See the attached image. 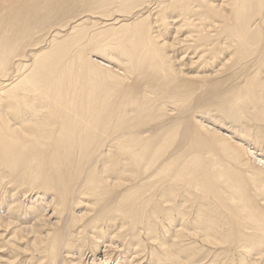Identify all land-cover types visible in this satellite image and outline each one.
<instances>
[{
  "label": "bare ground",
  "instance_id": "1",
  "mask_svg": "<svg viewBox=\"0 0 264 264\" xmlns=\"http://www.w3.org/2000/svg\"><path fill=\"white\" fill-rule=\"evenodd\" d=\"M93 2V7L89 6V15L83 16L84 19L87 18V21H90V19L98 18L104 21L109 29L114 30L115 27L111 28L112 25L111 27L106 25L111 17H116L114 23L120 20L126 21L131 16L136 17L144 11L149 14V17L145 20L137 19L136 24L130 27L127 25V29L118 32L117 36L109 30H103L102 34L92 38L91 29L98 24L90 23L85 27L86 20H84L74 27V33L69 37L70 39L68 38L69 40L61 44L55 54L47 55L40 63H36L37 58L35 57L32 64H23L24 55L19 54L22 49L20 36L27 37L28 29L15 33L12 19L0 21V82H2L0 84V170H5L7 167L13 173L17 165L22 164L25 167L27 166L25 163L30 159L37 162L33 168L36 174L43 172V166L38 160L46 156V149L54 151L50 158L57 162L78 158L83 159L80 161L83 163L92 158L95 147L102 146L104 150L108 145L110 149L108 148L106 155H112L113 151L114 154L111 158L107 157L106 164L102 163L104 167L102 165L100 172L96 171V167L95 171L88 172L84 195L99 199L111 193H109L110 186L116 187L117 180L111 185V180L108 181L109 178H106L108 168L115 169L118 174H124V176L127 174V177H124L127 179L124 180L126 183H132L133 186L118 198L108 197L113 201L115 198L118 199V215L115 213L111 215L114 214L123 219V226L133 224L136 227L142 224L145 231L154 232L160 237L170 233V227L167 228V225L179 224V229L173 230L174 236H171L170 240L174 238L180 241L176 243L174 240L175 243L170 245L173 249L167 250V256L170 257L167 260L178 262L180 261L178 255L181 253L185 252L187 256H194L196 251H201L193 246L198 243L193 245L188 243L189 238L197 237L200 244L202 242L205 244L204 247L232 245L230 249L234 251V254H231L232 256L228 257L230 259L222 261L221 264H234L233 261L237 260V264H248L251 262L249 258L254 255L253 251L259 253L256 261H261L264 255V217L260 215L246 195L243 180L226 178L224 176L226 172L223 171L222 174L215 170L211 172L210 168L204 167L206 161L203 160L204 164L201 162L204 156L192 157L196 154L191 155L189 159L186 157L187 160L180 158L183 162L176 167H174L176 159L167 156L174 161L167 160L169 162L167 164L166 159L162 160L166 165L164 163L162 167H157L156 173L150 174L149 172L158 165L157 162H160V155L166 147L169 133L166 135L164 132L166 139L163 137L164 140L161 141L165 142L162 143L156 140V137L145 136L141 130L148 121L158 117L154 113L156 108H159L156 111H164V105L160 106L162 105L160 104L159 107L154 103L155 97L148 94L149 91H145L142 102H130V100L129 102L125 100V102L124 96L121 100L119 97L122 95L117 91L118 86L110 88L114 85L111 84L113 81L121 80V78L113 74L111 70H108V78L105 79L106 76L97 78L103 70L95 64L98 63L97 61L88 59L86 47L88 44L93 45L97 53H105L111 50L109 41L112 37L122 39V46L119 47L120 56H125L126 52H128L127 55L130 54L128 56H137V59L129 58L130 62L138 60V64L142 62L140 65L148 64L152 68L151 71L154 70L152 73L162 74L160 75L162 79L175 82L180 79L178 75L181 71L176 70L173 57L167 54V39L161 40L164 36V28L175 24L177 27H173L177 35L184 33V38L175 40L170 48L179 47L182 52L181 56L184 54L180 60L189 58L188 55L192 53L195 58H190V60L198 59L197 62L209 58L208 62L212 64L221 61V67H227L228 62L233 63L234 65L227 71L232 70L237 80L245 77V81L243 80L245 85L242 86L241 83L242 85L235 87L234 92L231 93L235 98H229L227 104L225 103V109L233 113L234 117L241 113L238 117L241 121L246 114L245 101L248 99L253 110H257L264 120V0H94ZM26 12H31V8ZM126 32L129 36L124 39L123 35ZM126 43H130L129 51ZM72 49L75 50L73 55H71ZM114 52L116 55V51ZM117 57H119L118 54ZM17 58L18 60L15 61L17 74L14 77L16 81L8 83L12 77L11 65H14V60ZM244 61L247 63L239 71L236 70ZM111 64L113 63L106 66L112 68ZM127 65H125L126 70ZM129 67L130 74L134 75L135 66L130 65ZM221 67L211 77L222 76L223 71L221 70L224 68L221 69ZM144 70L142 68L140 71ZM240 70L247 72L243 74ZM153 78H149L148 81ZM108 80L109 83H107ZM154 82L155 85L156 81ZM117 99L119 102L116 105L114 102ZM140 116L146 119H141ZM254 117L257 118L256 115ZM138 128L141 129L140 134L148 137V140L137 134ZM161 129L159 132L162 134H159L164 136L165 129L163 128V131ZM190 137H192L191 134ZM151 138L154 139L151 140ZM227 146L229 145L226 142L222 143L224 150H228ZM166 148L169 149V147ZM164 156L166 158V155ZM94 157L96 159V156ZM123 158L124 161H120ZM125 160L126 163H124ZM70 165H72L71 162ZM117 173L114 176L117 177ZM229 176L230 174L227 177ZM157 177L161 180L154 183L153 179H158ZM40 178V174L37 175L36 181ZM81 192L83 194L82 190ZM11 216L12 214L10 218ZM234 218L238 221V238L235 237L231 227ZM184 237L188 239L181 240ZM154 239L160 246L167 245L165 241L161 239L159 241L158 237ZM216 256L218 255H215L214 260L217 259ZM188 264H193V262L189 261Z\"/></svg>",
  "mask_w": 264,
  "mask_h": 264
},
{
  "label": "rangeland",
  "instance_id": "2",
  "mask_svg": "<svg viewBox=\"0 0 264 264\" xmlns=\"http://www.w3.org/2000/svg\"><path fill=\"white\" fill-rule=\"evenodd\" d=\"M93 1L94 0H0V21L12 19V24H14L12 26H14L15 33L16 31L20 32V30H22L23 32L28 29V31H26V34L29 33L27 37L23 35L20 36L19 40H21L20 46L22 49L19 54L22 56L24 55L23 64H32L35 57L37 58L36 63H40L47 55L51 56V54H55L60 45L70 39L69 37L74 33V27H77V25L84 20H86L85 24L83 23L85 27L89 26L90 23L98 24L95 26L96 28L94 27L91 29L92 38L102 34L101 31L103 30H109L117 36L118 32L127 29V25L130 27V25L136 24L135 22L137 19L145 20L149 17V14L145 11L141 12V14H137L136 17L131 16L126 21L120 20L116 23H114L116 17H111L109 18L110 20L106 22V25H110V27L112 25L111 28L115 27L114 30L109 29L108 26H105L104 21L98 18L90 19V21H87V18L84 19L83 16L86 17L89 15V6L93 7ZM30 8L31 12L25 13V11ZM95 11L98 12L97 9H95ZM118 18L119 17H117V19ZM173 26L175 27L176 25L172 24V26L170 25L164 28L165 30L163 29L165 37L163 36L161 40L167 39V54L173 57V65L176 70L181 71L178 75L180 79L175 82H171L170 80L166 81L164 78L162 79L160 77L162 74L158 75L156 72V74L152 73L154 70L151 71L152 68H150L148 64H144L145 66L140 65L142 62L138 64V60H134V62H132V60L130 62L129 58L133 55L128 56L130 55H127L128 52H126L127 56H120L119 47L122 44V39H117L115 37L111 38L109 41V48L111 50L105 52L107 55L105 53H97L94 46H89L88 44L86 47V56L94 62L97 61L98 63L95 64L103 70L101 71V75L97 78L100 76H106L105 79L108 78L107 76L110 70L113 71V74L115 73L116 76L121 78V80L116 79V83L113 81L114 83L112 82L111 84L114 85L110 86V88H114L115 85L118 86L119 89H117V91L122 95L119 97L120 99L124 96V101L142 102L145 91H149L148 94L155 97L154 103L158 106L160 104H162L160 106L164 105V111H156L159 109L156 108L154 113L155 116L157 115L158 117L155 118V120L148 121L146 125L143 126L146 131L143 127L140 128L144 130L140 128L137 129V134L142 136L143 139L148 140L149 136L156 137V140L159 142H162L161 140H164V138L166 139V135L169 133L167 135L169 142L167 140L165 144L169 149L166 147L163 149L161 152V155H163H160V157H164V159L160 158V162L166 159L165 162L169 164L167 160L173 162L176 159L174 162L176 163L174 167H176L180 166L183 162L180 158L186 159V157H188L187 159H189L193 154L196 155L192 157L204 156L201 162L202 164H204L205 161L206 163L208 162V164H204L205 166L203 165L205 168H210V171L215 170L218 173L221 172V174L226 172L224 175L226 178L232 177L234 179L243 180V183H245V191L247 192L246 195L257 208L260 215L264 217V120L260 117L257 110H253L252 104L248 102V99L245 101L246 114L241 121L238 120L241 113H238L234 117L233 113H229L225 109V103L229 98H235V96L231 95L235 87H239V85L242 84V86L245 85V83H243L245 77L237 80L232 70L227 71L228 68L234 65L233 63L229 64L228 62L227 67H221V61H216L212 64L208 62L209 58L197 62L198 59L190 60V58H195L192 53L188 55L190 56L189 58L180 60V57H183L184 54L181 56L182 52L179 50V47L170 48V45L173 44L175 40L178 41L179 39H183L184 33L177 35ZM123 36L122 37L125 39L129 34L126 32ZM129 45L130 43L126 46L128 51L130 49ZM114 46L115 48L113 49ZM74 51L75 50L72 49L71 55L75 53ZM114 51H116L119 57H117V54L115 55ZM136 57H132V59H137ZM124 58H126V61ZM16 60H18V58L14 60L15 66L11 65L13 68L11 69L12 77L8 83L16 81V79H14L17 74ZM120 60L124 63H121ZM118 61L121 63V66ZM127 61H129V63ZM109 63H113L111 64L112 68L106 66L109 65ZM246 63L247 61L242 62V64L235 69L239 71ZM126 64H128V72L130 71V65L135 66L133 69L136 72L138 70L137 68H139L138 72H135L134 75L130 74L131 72L128 73L125 66ZM220 67L221 69L224 68L221 70L223 71L222 76L220 75L219 78L211 77ZM142 68L143 70L145 68L143 72L140 71ZM240 72L244 74V72L247 71L240 70ZM138 74H140V76ZM149 74L154 77L150 80L152 83L148 81L149 78H152ZM153 75L157 76L155 77ZM155 78H157V80H154ZM154 81H156L155 85L153 84L155 83ZM107 83H109V80ZM149 83H151V85ZM0 84H2V82H0ZM118 93L117 95H119ZM117 102H119L118 99L117 101L115 100L114 104L117 105ZM255 115L257 117L256 119L254 117ZM141 117L142 116H140V118ZM141 119H146V117H142ZM163 128L165 129L164 131ZM159 129L163 131L164 136L160 135L162 132L160 133ZM140 130L142 134L148 137H144L140 134ZM152 132L154 134H152ZM164 132H166V135ZM155 134L156 136H154ZM174 134L176 138L173 136ZM190 134L192 137H190ZM160 136L162 137L160 138ZM171 137L175 139L173 140ZM153 139L151 138V140ZM184 142H187L189 145ZM225 142L229 145L227 146L229 147L228 150L222 148V143ZM108 148V145L105 146L104 150L102 146L95 147L93 153L96 155L92 154V158L83 163L80 162L83 159L80 160L78 158H74L71 161L58 160L59 162H57L53 158H50L51 155L54 154V151H52V149H46V156L38 160L39 164L43 166V172L34 174L33 168L37 162L30 159L25 163V165H27L25 167L22 164L17 165L13 173L11 169L8 170L7 167H5V170H0V264H188L189 261L193 262V264H221L222 261L230 259L228 257L234 254V251L230 249L232 245H229L230 247L223 245L217 247H204L205 244H203V242V245L200 244L197 237L189 239L184 237L181 240L188 239V243H192V245L198 243L193 246L196 248L198 247L201 251H196L194 256H187L185 252L181 253V255H178L180 261L171 262L167 260L170 257L167 256L166 252L169 249H173L170 245L180 241L174 238L170 240L171 236H174L173 230L179 229V224H175L174 226L167 225V228L170 227V233L167 235L164 234L161 237L154 232L149 233V231H145L142 224L136 227H134L133 224L130 226H123V219L117 216V198L133 186L132 183H126L125 180L127 178L124 177H127V174L124 176V174H118L117 170H112L111 168L110 170L108 168V170H106V178H109L108 181L111 180V185L115 184V180H117L115 184L117 188L110 186L111 191H109V193H111L99 199L84 195V192H86L84 190H86L87 187L88 172H93L96 168V171L100 172L99 170H102V165L106 164L108 158H111L114 154L112 149V155L108 154L107 156L106 151L110 149ZM164 150H166L167 153ZM185 154L187 156H185ZM229 154L231 155L229 156ZM164 155H166V158ZM94 156H96V159ZM167 156H170L172 159L174 158V160L172 161L169 157L168 159ZM120 161H124V158ZM164 161L161 163L157 162L158 165L149 173H156L157 167H162L165 163ZM70 162L72 165H70ZM124 163H126V160ZM81 164L84 167H82ZM82 168L85 172H83L84 170ZM78 169H80V171H78ZM109 171L112 172L113 175H111L112 173L110 174ZM116 173L118 175L117 177L114 176ZM39 174L41 178L36 181V176ZM229 174L230 176L227 177ZM121 175L123 179H120ZM157 178L158 179H153L154 183L161 180V178ZM113 196L117 197L114 201L111 200L114 198ZM96 204H98V206H96ZM10 209L13 210L11 211ZM111 213L117 215H111ZM10 214H12L11 218ZM231 227L234 230L235 237L238 238L239 227L236 218L233 219ZM154 237H158L159 241H165L167 245L160 246ZM174 240L175 242H173ZM224 251L225 253L223 254ZM253 254L254 255L249 258L251 264H264V255L262 260L257 262L256 259L259 257V253L253 251ZM215 255H218L216 256V260L213 259ZM219 259H221V261ZM237 261L233 262L237 264Z\"/></svg>",
  "mask_w": 264,
  "mask_h": 264
}]
</instances>
